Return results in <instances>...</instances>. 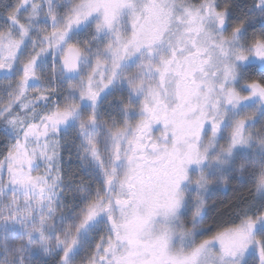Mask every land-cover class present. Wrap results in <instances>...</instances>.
<instances>
[{
	"label": "snow or ice",
	"instance_id": "6c2138e0",
	"mask_svg": "<svg viewBox=\"0 0 264 264\" xmlns=\"http://www.w3.org/2000/svg\"><path fill=\"white\" fill-rule=\"evenodd\" d=\"M0 264H264V0H0Z\"/></svg>",
	"mask_w": 264,
	"mask_h": 264
},
{
	"label": "trees",
	"instance_id": "16d2710c",
	"mask_svg": "<svg viewBox=\"0 0 264 264\" xmlns=\"http://www.w3.org/2000/svg\"><path fill=\"white\" fill-rule=\"evenodd\" d=\"M69 168L71 171H76L75 161ZM227 184V190L217 192V189H214L207 199V214L205 215L204 222L208 226H214L229 219L231 216L229 206L238 203V197L247 195V189L250 187L248 184H239L235 179H229ZM236 187H240V193L236 192ZM217 207H220L218 211H216Z\"/></svg>",
	"mask_w": 264,
	"mask_h": 264
},
{
	"label": "rangeland",
	"instance_id": "374dc122",
	"mask_svg": "<svg viewBox=\"0 0 264 264\" xmlns=\"http://www.w3.org/2000/svg\"><path fill=\"white\" fill-rule=\"evenodd\" d=\"M227 183L226 184H222V185H219L218 187H216L215 189H217V192H220V191H222V190H227ZM221 189V190H220ZM236 192L237 193H240L239 191H241V189H240V187H236ZM220 209V207H217V210L216 211H218ZM204 219H205V217H204Z\"/></svg>",
	"mask_w": 264,
	"mask_h": 264
},
{
	"label": "flooded vegetation",
	"instance_id": "af4514ba",
	"mask_svg": "<svg viewBox=\"0 0 264 264\" xmlns=\"http://www.w3.org/2000/svg\"><path fill=\"white\" fill-rule=\"evenodd\" d=\"M228 185V184H227Z\"/></svg>",
	"mask_w": 264,
	"mask_h": 264
}]
</instances>
